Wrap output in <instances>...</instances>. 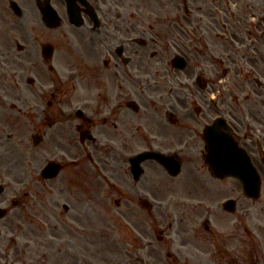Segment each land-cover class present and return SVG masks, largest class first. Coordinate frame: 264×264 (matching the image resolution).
Listing matches in <instances>:
<instances>
[{"label":"flooded vegetation","instance_id":"1","mask_svg":"<svg viewBox=\"0 0 264 264\" xmlns=\"http://www.w3.org/2000/svg\"><path fill=\"white\" fill-rule=\"evenodd\" d=\"M1 1L0 14L7 9L29 21L42 19L40 7L52 5L60 16L53 31L59 28L57 32L69 38L74 51L68 53L65 77L56 72L60 83L51 91L52 98L40 95L36 100L30 151L13 157L16 140L10 144V133L4 132L7 138L0 136V146L7 154L4 157L0 152V183L4 188L0 192V221L11 222L0 223V229L18 221L19 227L34 231L31 237L35 240H31L44 246L38 256L13 255L10 260L8 250L0 251V264H55L46 248L52 254H68L71 258L68 264L86 263L89 254L82 235L88 233L89 224V204L84 191L88 184V158L93 165L107 167L115 163L116 151L131 147L134 154L147 149L177 153L183 172L171 175L159 162L150 160L159 170L167 172L158 175L159 170L149 169L146 161L141 179L131 174L134 191L142 198L147 192L155 193L159 184H163L182 197L179 191L183 185L177 184V179L190 166L193 174L185 182H190L192 194L188 192L186 196L196 198V192L204 187L208 177L219 179L213 173L210 176L199 173L201 163L208 168L203 128L219 116L230 124L235 140L258 168L264 208V0H194V12L178 16L179 21L186 22L185 29L179 25L182 31H192L191 41L175 39V33L168 34L173 25H161L164 29H159L147 20H134L132 13L126 15L120 7L132 6V0ZM12 1L22 7L28 4L30 8L27 10L24 5L25 10L18 15L11 7ZM254 9L256 13L251 12ZM177 45L180 51L174 53L170 47ZM168 51L170 55L173 52L171 57ZM178 53L191 65L189 79L195 80L202 92L197 91L194 96V112L175 106L170 111L168 105H174L172 95L157 76L158 69L167 68L169 63L176 69L173 58ZM198 81L205 87L200 88ZM221 82L229 88L217 95L216 86ZM207 86H211L210 91L205 90ZM65 91L69 93L68 106H71L57 108L55 98ZM78 108L82 109L79 113ZM191 113L194 118L189 117ZM184 127L186 130L180 131ZM199 138L203 140L201 146L196 144ZM50 163L51 169L45 172ZM57 164L60 169L55 174ZM73 165L82 167L83 173L76 174L77 179L72 181ZM144 175L148 179L142 184ZM192 176L201 178L191 179ZM99 181L109 180L103 177ZM66 191L69 195L63 199ZM177 202L182 211L177 222L169 223V229L176 226L184 230L182 235L176 232L179 241L186 238L181 242L183 245H199L195 240L200 239L196 238L199 231H192L193 240L184 237V233L193 229L184 215L195 211L196 215L208 216L211 212L202 209L200 213V206ZM29 205L34 207L28 210ZM188 208L194 210L186 212ZM205 227L214 230L210 223L205 222ZM260 245L264 256V234ZM26 246L32 248L30 240ZM148 254L147 264H163L157 254ZM221 262L230 264L228 260Z\"/></svg>","mask_w":264,"mask_h":264},{"label":"rangeland","instance_id":"2","mask_svg":"<svg viewBox=\"0 0 264 264\" xmlns=\"http://www.w3.org/2000/svg\"><path fill=\"white\" fill-rule=\"evenodd\" d=\"M128 1L126 0V3ZM0 3L3 6V1L0 0ZM24 5L29 10V5ZM188 5L190 12L186 10L184 0H132V6L125 4L120 7V10L126 15L132 13V18L136 21L147 20V23H152L159 29H164L159 27L161 25H173V31H168V34L175 33V39L191 41L192 31L183 32L186 22L178 20L180 14L192 13L191 8L194 7V1L189 0ZM21 18L7 9L0 14V136L7 138L4 132L10 133L8 136L12 138L9 139V143L13 144L16 140L13 148L17 155L13 154V157L19 156V153L26 154L30 151L29 147L32 148L31 134L34 130L36 100L40 98V95L52 98L50 93L57 89L60 76L65 77L68 53L74 51L69 38L57 32L59 28L53 31L47 28L40 19L29 21ZM184 18L187 19L185 16ZM46 41H51L55 45V53L51 60L56 67L55 71L48 69V63L41 55V43ZM170 48L174 53L180 51L178 45ZM173 52L170 55L168 51L170 57ZM190 67L191 65H188L186 69L179 71V69H173L169 63L167 68L158 69L157 76L166 88V92L172 95L171 102L174 101L173 106L168 105L170 111L174 106L182 111H193L194 101L192 99L199 90L189 79ZM30 78L33 79L32 82L29 81ZM218 87L216 86L215 90L217 93H219ZM55 100L57 108L67 109L71 106H68L70 99L67 91L57 95ZM189 117L194 118V114L191 113ZM169 128L177 130V128ZM184 130H186L185 127L180 131ZM202 141V138H199L196 144L201 146ZM3 151V147L0 146V152L7 157ZM134 151L132 147L116 151L115 163L107 167L93 165L92 161L87 159L88 184L84 191L89 204V224L88 233L82 235V238L87 241L89 258L86 263L79 262V264H144L145 256L149 252L157 254L163 260V264H222L221 259L222 261L228 260L230 264H264L262 249H260V240L264 234V208L261 199L245 197L240 183L233 178L213 179L207 167L202 165L203 163L199 165V173L210 177H208V182L202 185L204 187L198 189L195 196L203 200L200 203H203L201 206L204 211L210 208L213 216H216L218 223H213V225L217 229L212 231L204 228L201 224L202 216L196 215L195 211L187 213L188 216L183 214L185 220L193 228L188 231V234L184 233V237L193 240L192 231H199L200 236L196 238L200 239L195 240L201 246L204 245L203 247L208 252L205 253L206 251L195 248L182 252L177 251L179 242L185 241L186 238L179 241L176 232L182 235L184 230L176 226L169 229L167 221H171V210L175 214L181 213L182 205L179 202L174 203L173 200L171 210L160 205L162 197L168 195L169 199L175 198L172 190L164 187L163 184H159L160 187L153 193L154 195H149L154 204L152 209H147L139 202V196L134 192L130 165L127 161V157ZM41 161L44 162L43 159ZM148 165L149 169L159 170L153 162H148ZM187 167L190 171L185 170L183 176L177 179V184L183 185L179 191L181 196H186L188 192L192 194L190 182H185V178L193 172L190 166ZM81 169L82 167L73 165L70 175L72 181L77 179L76 174L80 176L83 173ZM163 173L166 172L157 171L158 175ZM103 177L109 181H99ZM143 177L142 184L145 179H148L145 175ZM200 178L192 176L191 179L199 180ZM141 183H138V186H141ZM69 191H66L63 199H66ZM231 196L238 199L235 212L225 211L219 206V202ZM59 200L62 201V199ZM196 203L186 204V206L198 205ZM58 205L59 203L56 204L57 214H59ZM32 207L34 205H29L27 209ZM193 210V208H188L186 212ZM174 216L178 218L177 215ZM0 223L11 222L5 219ZM33 232L31 229L19 227L18 221H15L11 227L0 229V251L8 250V260L13 255L38 256L44 246L34 241L35 239L31 237ZM160 235L162 239L159 238ZM28 240L32 245L30 249L26 246ZM50 245L53 247L52 241ZM46 249L47 255L55 264H68L71 260L68 254L61 255L55 252L52 254L50 249ZM220 250H225V253ZM177 255L182 257L177 258ZM208 255H212L213 258L210 259Z\"/></svg>","mask_w":264,"mask_h":264},{"label":"water","instance_id":"3","mask_svg":"<svg viewBox=\"0 0 264 264\" xmlns=\"http://www.w3.org/2000/svg\"><path fill=\"white\" fill-rule=\"evenodd\" d=\"M49 14V13H48ZM51 18V16H50ZM54 20V19H52ZM52 20L50 19V25L52 26L54 23H52ZM48 23H49V19H48ZM42 52L43 55L46 59H49L52 55L53 52V46L51 43H44L42 45ZM234 150V154L235 152L238 150V146L236 147L234 145L233 147ZM215 168L217 169V172L219 174H231L233 176H236L238 178L241 179V181L243 182L245 191L254 196L257 197L259 194V177H258V173L255 169V167H253L252 165H241L240 163H238L236 160H231L229 158H227V160L221 164V163H215L214 164ZM0 190H1V185H0ZM228 206L231 208H234V202L233 201H229L228 202Z\"/></svg>","mask_w":264,"mask_h":264}]
</instances>
